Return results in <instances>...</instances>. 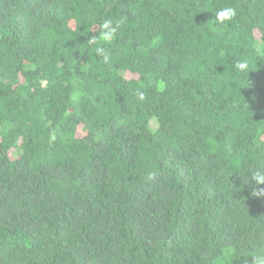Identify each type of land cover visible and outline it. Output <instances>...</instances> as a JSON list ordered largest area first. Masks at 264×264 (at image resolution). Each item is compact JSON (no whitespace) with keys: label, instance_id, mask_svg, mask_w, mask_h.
<instances>
[{"label":"trees","instance_id":"obj_1","mask_svg":"<svg viewBox=\"0 0 264 264\" xmlns=\"http://www.w3.org/2000/svg\"><path fill=\"white\" fill-rule=\"evenodd\" d=\"M257 171L264 0H0V264H253Z\"/></svg>","mask_w":264,"mask_h":264},{"label":"clouds","instance_id":"obj_2","mask_svg":"<svg viewBox=\"0 0 264 264\" xmlns=\"http://www.w3.org/2000/svg\"><path fill=\"white\" fill-rule=\"evenodd\" d=\"M236 15L237 13L234 8L226 7V8H222L221 10L215 13V19L219 22L231 21ZM118 27H119V24H117L116 27H113L112 21L110 20L106 21L103 24L105 34L102 36V39L105 41L111 40V38L115 34ZM105 59H107V56H105ZM236 66L238 69H241V70H244L247 68L246 62L238 61ZM253 179L259 184H264V171L255 172L253 175ZM253 264H264V254L255 257Z\"/></svg>","mask_w":264,"mask_h":264}]
</instances>
